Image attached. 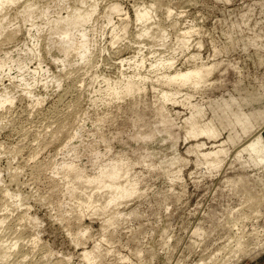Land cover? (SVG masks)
<instances>
[{"label": "rangeland", "instance_id": "obj_1", "mask_svg": "<svg viewBox=\"0 0 264 264\" xmlns=\"http://www.w3.org/2000/svg\"><path fill=\"white\" fill-rule=\"evenodd\" d=\"M25 1L5 10V30L20 31L8 41L0 36V58L19 57L28 40L31 22L16 13ZM45 1L33 0L39 8ZM110 1L51 5L50 16L61 7L64 14L66 6L89 8L97 2L90 24L98 30L89 62L74 63L71 54V63L54 64L46 48L48 31L38 17L44 27L35 46L40 61L30 58L28 65L33 69L39 62L47 71L34 77L24 73L28 85L15 75L22 72L18 69L0 74V92L5 87L14 97L0 108V247L8 252L1 263L264 264V165L241 147L264 127V0H118L131 20L126 35L115 41L103 16ZM154 1L158 8L147 23L163 27L152 28L153 36H138L134 8ZM165 6L178 17L167 18ZM119 18L113 15L116 23ZM172 20L177 29L195 26L187 51L174 52L176 68L193 63L188 57L195 52L203 61L219 63L201 90L190 91L191 101L204 107V120L212 117L220 128L215 139L188 138L187 106L162 104L159 88L150 85L108 106L92 101L103 78L115 80L130 71L135 55L143 56L148 67L155 56L172 51ZM198 40L201 47L195 45ZM243 117L247 129L239 122ZM222 141V163H205L201 153L214 151ZM199 143L204 145L195 148ZM106 150L103 161H129L128 177L138 192L93 214L99 203L82 207L86 197L79 188L78 196H70L67 180L55 167L72 162L93 175L95 153ZM113 216L114 223L107 221ZM196 228L200 235L193 233ZM81 230L86 233L80 236ZM90 249L94 258L87 262L81 253Z\"/></svg>", "mask_w": 264, "mask_h": 264}, {"label": "bare ground", "instance_id": "obj_2", "mask_svg": "<svg viewBox=\"0 0 264 264\" xmlns=\"http://www.w3.org/2000/svg\"><path fill=\"white\" fill-rule=\"evenodd\" d=\"M18 1L19 0H0V36L3 40L8 41L13 39L17 32L20 31L18 27L11 30H5L4 27V23L8 19V12L5 10L9 8L10 5L17 3ZM60 2H63V0H46L39 8L38 3L36 4L33 2V0H26L22 5V8L20 10H16L18 11L16 13H19V16H17L16 13L15 15L20 17L23 22L30 21L31 27L26 28L28 40L23 43L22 48L19 49L20 52L18 50L20 53L19 57L9 55L0 58L1 75L3 73L8 74L11 70L18 69L22 72H19L15 75L20 79L21 84L28 85V79L26 80V75L24 73L34 77L40 72L47 71L38 61L37 66L33 67V69H30L28 65V60H30V58H37V60L39 58L40 61L41 55L37 54V49L35 46L38 44V37L40 36V33L44 27H46L49 36L46 47L47 52L51 56V60H54H52L54 64L55 62H60L61 64L71 63V60L69 59L71 54H74L75 56L74 63H80V61L85 63L92 59L91 48H93L95 45V30L98 29H95V26L91 25L90 21L92 16L98 10L97 2L91 4L89 8H69L66 6L64 14L59 12L62 10L61 7L56 9L55 13L53 12L54 15L50 16L52 3L57 6L60 4ZM80 2L82 4L84 0H80ZM106 6L107 7H105V11H103V16L105 21L110 24L109 28H111L112 39L114 40L119 38L123 34L126 35L127 29L129 27V21L131 20L129 12L124 9L121 2L118 0H111ZM158 6L160 7V4ZM156 7L157 2L154 1L147 5L144 4L134 8V22L139 25V27H137L140 29L139 31L137 30L138 36H153L151 35L152 28L157 29L163 27L161 24L156 23L157 21L155 22L156 24L154 26L150 24L148 25L147 23L150 18L154 19L152 18V15H155L153 12H155L158 8ZM4 11L6 13H4ZM165 12L167 18L174 19L175 13L169 6H165ZM115 14H117V16L119 15L120 17L117 23L113 21V15ZM38 17L43 19L44 27L35 21V19ZM177 17L178 16L175 18ZM172 21V24L170 22V27L172 26L176 28L177 21ZM194 27L195 26L191 24L185 26L184 29H177V26V28L174 29L176 30V34L174 36L176 39V46L172 48V51L168 55L153 56L154 58L152 57L153 59L149 61L148 67L146 66V60L143 56L135 55L132 57L133 62L129 63L128 65L129 68L131 67L130 71H119V74L121 75L115 80L103 78L104 85L93 89L92 101L98 103L100 102L101 104L108 106L116 100L120 101L125 97L138 95L139 93L145 91L147 86L150 85L154 89L159 88L160 101L162 104L171 101L187 106L186 108L189 109V114L184 117L185 119L183 124L185 134L188 138L204 136L210 139H215L220 136V128L218 127L215 120L212 117L204 120V107L201 104L192 102L190 99V91H197L199 89L201 90V88L207 84L210 75L216 70L219 63L216 61H203L201 60L200 53L195 52L191 54L189 53L190 56L188 58L194 61L191 60L193 62L191 64L189 61L190 65H186L187 67H185V69L176 68L174 65V62L177 59L174 52L176 50L179 52H184L185 50L187 51L189 48L188 42L195 31ZM6 28H8V26ZM52 35H54L55 38H52ZM162 35L164 37H162L161 40L164 41V38L167 37L165 31H163ZM28 41H30V43ZM195 45L201 47L202 42L198 40L195 42ZM213 50L214 55L217 54L218 51L216 48H213ZM198 59L199 61H196ZM142 68L146 71L142 72ZM5 89L6 88L4 87V89L0 92V108L3 107L5 103L11 104L14 99V97L7 93ZM185 89L187 91H183ZM29 91H27V93H30ZM77 134H79L78 129L74 132V135ZM229 140L231 143L235 142V140L231 137ZM245 140L246 141L243 143V145H241L242 149L254 155L256 161L260 163V165H264V137L263 133H261V129L256 135L251 136L250 138L246 137ZM223 143L224 141H222L218 148L214 151L211 150L201 153L205 163L213 167H218L219 164L222 163L220 154L224 153L225 151L222 148ZM203 145L204 143H199L198 145L196 144L195 148H199ZM107 151L108 150L104 152L97 151L95 153L94 162L96 163V170L94 174L92 173L93 175L87 174L84 168L79 167L72 162H60L59 166L55 167L61 171V179L67 180V191L70 196H78L77 194L79 193L81 198L83 195L86 197L85 199L82 198V200H80L82 202V207L87 209L92 207L93 203H99L98 207L93 208V214L99 211H104L107 207H110L109 205L111 204L115 205V207L117 204L119 206L121 200L130 198L138 192L136 184H134L133 181L132 183L128 177L129 171L131 169L129 161L125 158H110L108 161H103L104 156H106L108 153ZM88 188H90V191L87 192ZM77 189L80 190L78 193ZM101 199L104 201V203H100V201H102ZM76 217L77 220H79L81 213L78 212L75 218ZM113 219L114 216L113 218H109L107 221L111 222ZM112 222L114 223V221ZM84 233H86V231L81 230L80 236ZM193 233L199 234V228H196ZM77 240H79V238H77ZM238 245L241 247L240 244ZM1 248H3V250H0V260L3 261L4 258L8 256V252L4 251V247L1 246L0 249ZM81 255L82 259L88 262L89 259L94 258L93 249L83 250ZM4 264H6V262Z\"/></svg>", "mask_w": 264, "mask_h": 264}, {"label": "crops", "instance_id": "obj_3", "mask_svg": "<svg viewBox=\"0 0 264 264\" xmlns=\"http://www.w3.org/2000/svg\"><path fill=\"white\" fill-rule=\"evenodd\" d=\"M239 122L242 124V126L244 127V129H247L248 121H246V119L244 117H243V120H241ZM221 124H222V122H221ZM261 124L264 125V122L261 123ZM262 129L264 130V127ZM262 129H261V133H264V131ZM247 137H250V136H247ZM263 137H264V135H263Z\"/></svg>", "mask_w": 264, "mask_h": 264}]
</instances>
